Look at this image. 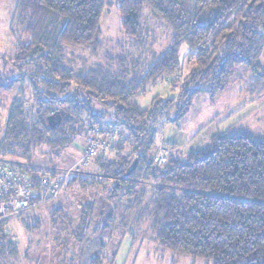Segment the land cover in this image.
<instances>
[{
	"label": "trees",
	"instance_id": "1",
	"mask_svg": "<svg viewBox=\"0 0 264 264\" xmlns=\"http://www.w3.org/2000/svg\"><path fill=\"white\" fill-rule=\"evenodd\" d=\"M104 9V0H17L12 24L21 34L10 64L18 76L4 82L0 74V89L16 92L1 132L0 159L26 172L38 191L41 177L58 171H47L34 161L35 148L48 146L58 154L90 126L121 128L134 150L122 155L115 149L95 158L103 180L75 175L62 191L75 187L86 193L110 184L102 186L106 199L122 203L126 214L143 203L145 192L138 183L152 181L154 197L143 214L151 220L159 247L210 264H264V140L227 131L214 135L204 150L187 159L172 156L158 167L152 154L156 131L148 128L172 107V99L155 97L146 110L136 102L149 88L181 71L184 48L190 71L181 85L174 122L188 114L195 97L213 99L224 92L239 68L251 73L254 92L263 91L264 0H118L121 31L134 48L142 50L146 44L145 9L166 24L168 48L146 67L140 58L124 66V57L117 71L111 66L75 71L68 48L100 47ZM57 112L61 120L51 128L48 119ZM135 159L138 165L126 177ZM80 205L76 220L61 208L54 210L55 228L68 229L82 245L96 220L94 233L106 239V228L112 230L115 221L112 214L99 223L94 220V200ZM28 214L17 217L24 226ZM11 221L0 223V264L18 254L16 242L4 232ZM107 249L108 240H101L90 264H114L116 249L110 258Z\"/></svg>",
	"mask_w": 264,
	"mask_h": 264
},
{
	"label": "rangeland",
	"instance_id": "2",
	"mask_svg": "<svg viewBox=\"0 0 264 264\" xmlns=\"http://www.w3.org/2000/svg\"><path fill=\"white\" fill-rule=\"evenodd\" d=\"M16 2L17 0H0V74L4 82L18 76V72H15V68L10 64L15 56L16 44L21 34V29L16 23L12 24ZM104 2L105 9L100 23L102 31L100 47L96 51L91 48H68L71 67L75 71L97 66L103 69L111 66L112 71H117L120 66L119 59L124 57L127 61L124 66L128 65V61L140 58V62L146 67L153 57L159 56L158 54L168 48L170 32L166 24L149 9H145L143 17L146 44L144 49L138 50L121 31L118 0H104ZM22 39L26 40L24 37ZM180 55L181 71L149 88L144 96L136 100L140 109L146 110L150 108L155 97L162 100L172 99V107L148 128L156 131V148L152 154L161 155L163 150H167L164 153L167 159L172 156L187 159L190 153L204 150L214 135L227 131L244 132L256 139L264 140V90L253 91L252 75L244 68L237 69L228 88L215 98L211 99L208 95L195 97L188 114L181 121L174 122L181 102V85L190 71L189 54L185 48ZM261 63L264 65V50ZM15 94V91H0L2 103L0 139L10 101ZM119 131L120 136L123 135L117 145V152L122 155L128 154L134 150V146L129 141L125 142V132L121 128ZM83 135L74 139L67 150H62L58 154L51 153V148L48 146L35 148L32 153L34 161L42 164L47 171L57 170V173L71 171L68 178L82 174L85 177L95 176L103 180L94 164L86 169L79 165L84 147L81 139ZM153 183L152 181L138 183L137 188L145 192L143 203L140 208L126 214L122 203L106 199L102 188L105 186L109 188L110 184L104 183L103 187L100 186L86 193L75 187L68 188L66 192L61 191L56 200L45 202L26 212L29 213L27 215L29 218L26 219L27 226L17 218L11 221L10 230L14 235L12 240L18 246V254L16 259L6 260L5 264H90L91 258L99 252L101 240L102 242L108 240L107 258L108 256L110 258L111 253L116 249L114 264H210L204 259L180 256L164 250L154 242L151 220L143 214V211L150 209V202L154 197ZM88 199L94 200L98 208L94 220L99 219L100 223L108 214H112L115 221L112 230L106 228L104 235L108 237L104 239L94 233L97 229L95 220L87 233L85 232L84 243L79 245L73 236H70L68 229L60 231L55 228L54 223L51 222V215L54 210L61 208L64 214L76 220L81 210V202ZM122 219L124 222L121 221ZM66 249L69 251L67 252Z\"/></svg>",
	"mask_w": 264,
	"mask_h": 264
},
{
	"label": "built area",
	"instance_id": "3",
	"mask_svg": "<svg viewBox=\"0 0 264 264\" xmlns=\"http://www.w3.org/2000/svg\"><path fill=\"white\" fill-rule=\"evenodd\" d=\"M118 127L110 125L90 126L81 138L84 142L80 167L89 168L94 159L106 156L117 148L121 140ZM167 150L153 157L156 166L167 163ZM70 172L45 174L40 179V188L35 191L31 178L24 171L14 167L9 162L0 159V223L13 220L31 208L45 202L56 200L62 191ZM4 232L11 238L14 235L7 226Z\"/></svg>",
	"mask_w": 264,
	"mask_h": 264
},
{
	"label": "water",
	"instance_id": "4",
	"mask_svg": "<svg viewBox=\"0 0 264 264\" xmlns=\"http://www.w3.org/2000/svg\"><path fill=\"white\" fill-rule=\"evenodd\" d=\"M60 120H61L60 112H57L51 117H49L48 121H49L50 127L51 128L55 127ZM137 165H138V159H135L125 176L126 177L130 176L136 169Z\"/></svg>",
	"mask_w": 264,
	"mask_h": 264
},
{
	"label": "crops",
	"instance_id": "5",
	"mask_svg": "<svg viewBox=\"0 0 264 264\" xmlns=\"http://www.w3.org/2000/svg\"><path fill=\"white\" fill-rule=\"evenodd\" d=\"M79 146V145H78ZM172 156V155H171Z\"/></svg>",
	"mask_w": 264,
	"mask_h": 264
}]
</instances>
